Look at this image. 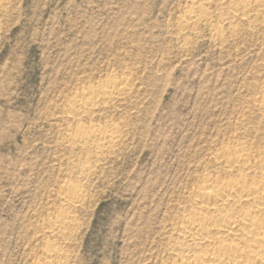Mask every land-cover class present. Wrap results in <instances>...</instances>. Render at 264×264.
Listing matches in <instances>:
<instances>
[{
    "label": "rangeland",
    "instance_id": "1",
    "mask_svg": "<svg viewBox=\"0 0 264 264\" xmlns=\"http://www.w3.org/2000/svg\"><path fill=\"white\" fill-rule=\"evenodd\" d=\"M263 165L264 0H0V264H171L203 183Z\"/></svg>",
    "mask_w": 264,
    "mask_h": 264
},
{
    "label": "bare ground",
    "instance_id": "2",
    "mask_svg": "<svg viewBox=\"0 0 264 264\" xmlns=\"http://www.w3.org/2000/svg\"><path fill=\"white\" fill-rule=\"evenodd\" d=\"M241 4L248 8L246 3ZM188 17L192 19L196 15L191 11ZM119 90H122L120 83L111 80L97 88H89L88 96L82 94L70 103L72 108L88 109L96 99L106 100ZM110 134L99 130L87 135L81 131L77 134L79 140H75L83 145L93 141L95 146L97 142L105 145L115 140ZM221 156L231 168H245L249 161L247 153L240 148ZM220 184L205 181L197 192L191 213L180 222L181 240L172 245L176 258L171 264H264V176L256 183L247 182L244 176L241 180H226ZM72 202L75 201L72 199Z\"/></svg>",
    "mask_w": 264,
    "mask_h": 264
}]
</instances>
